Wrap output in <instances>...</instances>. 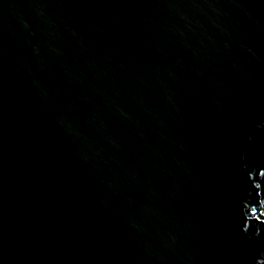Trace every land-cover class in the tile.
I'll use <instances>...</instances> for the list:
<instances>
[{
	"label": "water",
	"instance_id": "obj_1",
	"mask_svg": "<svg viewBox=\"0 0 264 264\" xmlns=\"http://www.w3.org/2000/svg\"><path fill=\"white\" fill-rule=\"evenodd\" d=\"M264 0H0V264H264Z\"/></svg>",
	"mask_w": 264,
	"mask_h": 264
},
{
	"label": "bare ground",
	"instance_id": "obj_2",
	"mask_svg": "<svg viewBox=\"0 0 264 264\" xmlns=\"http://www.w3.org/2000/svg\"><path fill=\"white\" fill-rule=\"evenodd\" d=\"M262 202H263V204H264V200H263Z\"/></svg>",
	"mask_w": 264,
	"mask_h": 264
}]
</instances>
